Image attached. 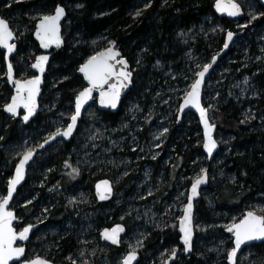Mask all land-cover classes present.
Here are the masks:
<instances>
[{
    "label": "trees",
    "instance_id": "obj_1",
    "mask_svg": "<svg viewBox=\"0 0 264 264\" xmlns=\"http://www.w3.org/2000/svg\"><path fill=\"white\" fill-rule=\"evenodd\" d=\"M214 1L0 0V17L8 21L11 29H17L15 55L21 49L25 53L24 73L20 75L13 68L18 79L33 75L30 65L40 53L32 38L35 22L52 13L58 4L66 10L62 23L64 45L51 51L39 110L29 123L23 124L19 118L5 115L3 106L12 91L7 82L0 79V196L5 195L12 170L24 149L34 148L57 128L63 130L68 125L74 98L85 86L76 74L77 68L92 55L115 43L133 74L132 85L119 110L116 113L96 110L99 119L94 129L86 132L99 129L111 135L108 130L112 127L117 135L121 123L128 121L123 109L127 101L141 99L143 107L147 106L150 93L146 90L160 85L162 80L186 86L193 83L197 72L221 49L226 30L240 32L239 37L244 40L233 58L226 59L233 53L230 47L219 59L202 91L201 101L205 107L206 83L218 70L223 72L216 80L221 92L212 113L215 135L227 138L228 143L219 145L212 161L207 162L201 151V136L196 143L190 131L182 135V130L177 129L182 122L176 124L177 111L172 113L173 124L168 132L171 150L164 148L163 154L149 161L152 150L146 144L130 142L132 135L128 132L117 135L121 136L118 140L113 134V142L96 138L86 146L83 140L82 145L76 136L84 114L69 142H62L54 151L47 154L46 151V155L40 154L34 159L36 166L30 164L24 184L12 201L13 205L18 200L26 202L12 209L17 218L16 228L37 224L26 247V259L40 256L53 264H100L96 257L86 256L89 263H84L82 256H78L79 242L88 237L100 246L109 264H118L121 256L128 252L123 240L139 228L142 239L135 251L139 255L137 264H163L173 250H177L178 255L172 264H227L232 240L224 232L226 226L239 221L247 211L264 216V46L259 48V44H254L257 32L264 26V10L256 0H245L252 2L259 15L242 30H235L231 21L215 17ZM137 12L141 14L137 16ZM167 68L175 75L171 79L164 76ZM4 69L0 52V70L4 72ZM180 74L187 77L184 82ZM181 99L175 103L177 108ZM58 113L57 123L52 122ZM147 124L142 123L133 134L139 143L147 138ZM198 128L197 124L196 131ZM24 139L26 146L18 148ZM12 148H16L15 151L8 154ZM167 153L171 154L170 160L159 169ZM216 158L219 163L213 164ZM147 161L156 180L148 194L144 186L136 188L134 183L136 179L142 180L140 172ZM200 161L204 168L198 167ZM202 169L208 174V185L194 205V240L192 253L186 257L181 253L176 225L191 178ZM159 171L162 181L158 183ZM178 176L183 180L177 183ZM99 179L113 183L114 194L107 202H97L93 194V184ZM178 190L176 210L172 206L170 212L165 211L167 222L161 228L155 227V215L164 211L167 198L175 197L173 192ZM117 191L121 192V197L115 196ZM70 195L78 196V200L70 203V199H65ZM80 200L87 203L81 204ZM37 212H42L39 218ZM115 224L125 229L117 247L99 238L103 228ZM249 248L254 264H264V243Z\"/></svg>",
    "mask_w": 264,
    "mask_h": 264
},
{
    "label": "snow or ice",
    "instance_id": "obj_2",
    "mask_svg": "<svg viewBox=\"0 0 264 264\" xmlns=\"http://www.w3.org/2000/svg\"><path fill=\"white\" fill-rule=\"evenodd\" d=\"M216 10L218 12H226L228 16L240 15V7L234 3L233 0H216ZM141 13L137 12L139 16ZM64 16V9L57 7L55 9V15H44L39 19V23L36 25L35 36L40 42L42 48H48L52 44L60 45L59 37V21ZM252 19H256L253 15ZM243 27H246L244 25ZM13 39V33L9 29L8 23L4 19H0V48L7 50L11 54L15 50V45L10 44L9 41ZM233 39V33L228 32L224 43V47L227 48L229 42ZM119 52L114 51V46L108 48L104 52H100L92 56L79 70L83 73L85 80H87L89 87L85 88L76 97L75 113L71 115V123L63 131L57 129V131L50 137L55 139L56 136H63L65 138L71 136L73 129L76 126L78 117L81 115V109L84 104L92 97L93 90L100 92V103L105 107H116L117 100L119 98L120 89L126 87V82L130 80L131 73L123 69L127 68V63L123 59L116 61L123 66V69L119 72L115 71V65L111 61L115 60L119 56ZM7 59V56L5 57ZM47 56L36 57V62L32 65L33 68L43 73L44 65L47 62ZM215 60V58H214ZM211 65H206L203 71L198 73V79L191 86L192 90L189 92L184 100V104L181 105V109L191 104L200 114L201 123L204 127V149L211 156L213 150L216 148V142L212 137V131L214 125L210 124L206 110L200 105V87L203 82L205 73L208 71ZM8 81L15 85L16 94L12 97L11 103L6 105L5 111L11 113L13 116L17 114L18 108H23L26 114L23 116L25 122L35 113L36 110V96L39 93V85L41 83L40 77L37 76L34 79L20 81L13 80V67L8 64ZM115 79L116 83H109V81ZM108 85V91H104V86ZM48 141L46 140L45 143ZM33 153L28 152L23 159L20 160L16 167L15 177L8 182L7 195L0 198V264H9L13 259L19 260L24 255V248L14 247V243L17 240H26L30 227H24L22 231L17 233L12 226V222L15 219L13 212L8 211L9 201L13 197V193L16 190V186L23 180L25 174V165L32 158ZM206 177L201 175L197 177L191 189V195L188 196V204L184 209V216L180 220V232L182 235V242L185 246V251L190 250L192 239V220L191 209L193 197L197 194L199 185L205 182ZM105 191L110 189L107 187V181L103 182ZM98 195L100 199H106V195L100 193V185L97 186ZM227 232L231 233L235 238V247L228 253L229 264H234V258L237 251L247 241L264 240V216H258L254 212L249 211L245 217L239 223H232L226 226ZM123 231L122 228H113L111 232L105 231L102 235L106 240H110L113 244L118 243V233ZM175 256V250L172 253ZM136 259L135 252L129 253L125 257L123 264H132ZM27 264H47V261L42 259H34L27 262Z\"/></svg>",
    "mask_w": 264,
    "mask_h": 264
},
{
    "label": "rangeland",
    "instance_id": "obj_3",
    "mask_svg": "<svg viewBox=\"0 0 264 264\" xmlns=\"http://www.w3.org/2000/svg\"><path fill=\"white\" fill-rule=\"evenodd\" d=\"M234 1L238 2L242 6V8L244 10V17L238 21H231V22L234 23L235 30H242L244 28L243 27L244 25L247 26L248 24H250L254 20L251 18L253 15L255 17H258L259 14L255 12L252 2H250V1L246 2L245 0H234ZM12 31L16 35L17 29L12 28ZM226 31H230V30H226ZM243 41L244 40L242 38H240L239 36L236 37V39L233 41L232 46H231V48L233 49V53L231 56L226 57L227 60L234 57V54L242 46ZM254 44H259V48L264 46V26L257 32V35L255 36ZM24 55H25L24 50L21 49L15 55V59L11 63L13 68L20 75H22L24 73V70L27 67V63H26V60L24 59ZM157 65L161 66V68L163 67L162 63H158ZM222 73H223L222 71L218 70L216 72V74L213 75L212 78H210L209 81L206 83L205 90H204L205 109L208 112V117L212 123L214 122V117H213L212 111L214 110V108L216 106L215 101L218 100L217 98L221 92V90H219V86L216 85V83H217L216 80L219 78V76L222 75ZM173 74L174 73L171 71V69L167 68L165 70L164 76L170 77V79H171L175 76ZM179 78L182 80V82H184L187 77H185L183 74H180ZM0 79H4V81H6L5 69H4V72L0 70ZM191 84L186 86V85H182L181 83H177V82L171 83L168 80L167 81L162 80V83L160 85L155 86L154 88L150 87L149 89L146 90V91H148V93H150V100H149V103L147 106L143 107V104H142L143 101L141 99H134V100L127 101V103L123 109L127 115L128 121L121 123V126L119 127V129L116 130L117 135H119V134L125 135L124 133L128 132L129 134L132 135V138H130V142L135 141L137 144H141L140 146H143V145L145 146V144H146V146L152 150V154H150L151 157L148 158V161L151 160L153 157L158 156L159 154H163L164 148H169V150H171V145H170L171 141H169V139H168V132L171 129V125L173 124L172 119H171L172 113H175V111H177V107L175 106V103H176L177 99H181L187 94ZM96 110L97 109H96L95 103H92V105L84 112V116H83V119H82L81 124L79 126L80 127L79 131H78L77 136H76L79 139L78 142H81L82 145L84 144L82 142L83 140H86V142L84 144L86 146L91 141H95L96 138H103V141L111 140V137L113 136V134H115L114 128H112V127L108 130V131H111L110 132L111 135H108V132L105 133L106 130H99V129H95L94 132L86 134V132L88 130L94 129L95 123H97V121L99 119L96 112H95ZM59 115H60V113L55 114V116L52 118L51 121L57 123L56 120L60 117ZM149 118H151V119H149ZM145 121L148 122V124H147V138L142 143H139V142H137L138 138L133 136V134H134V132H137L140 129V126ZM174 122H175V120H174ZM197 124L198 123H197L196 117L192 113H188L182 119L180 126L179 127L177 126V129L182 130L181 131L182 135H185V134L188 135V131H190L192 139H196V143H199V141H197V139H199V136H201V132H200L199 128H198V131H196V125ZM189 126H190V128H189ZM187 128H189L190 130H186ZM57 129H59V128H57ZM57 129L55 131H57ZM48 134H50V133H48ZM117 135L115 136V137H117L116 140H118L121 137V136L118 137ZM215 138H216L217 142L219 143V145H221V146H226L228 143L227 138H224L223 136H216L215 135ZM111 142H113V140H111ZM61 143H62V141H57L56 143H54L53 145L48 147L45 151L39 153L37 156H39L40 154L46 155L48 152L54 151L55 149H57L61 145ZM200 143H201V139H200ZM21 145L26 146V140L25 139L22 140L21 142H19L18 148H21ZM15 149L12 148L8 154H13ZM103 149L104 148H101V150H103ZM28 150H31V149L29 147L24 149L25 152ZM45 152H46V154H45ZM224 153L225 152H223L222 155ZM170 157H171V154L167 153L166 156H164L161 159V164L159 166V169H161L163 167V165L164 166L167 165V163L170 160ZM39 160L40 161L43 160V157L41 156L39 158ZM202 160L203 159H201V161ZM148 161H147V163H145L143 165L144 168L140 172L142 177H143L142 180L140 178V179H136L134 182L136 185V188L144 186L147 194L152 192L153 185H155V183H156L155 178L152 176V173H153L152 167L150 164H148ZM201 161L198 163V167L204 168ZM163 163H165V164H163ZM218 163L219 162L217 161V158H216V160L213 162V164H218ZM31 165L33 167H35L36 161L32 162ZM119 165H121L120 162L118 163V166ZM33 167H31L29 169V171L32 172ZM203 171L204 170L202 169L201 172H203ZM31 172H29V173L31 174ZM201 172L198 175L193 176L191 178V181H193L195 178H197L201 174ZM160 174H162L161 171H159V174H157V182L158 183L162 181V177L160 176ZM190 176H192V175H190ZM190 176H188L186 178H189ZM182 180H183V178L182 177L180 178L178 176L177 183L181 182ZM179 185H182V184H179ZM178 192H179V190L175 193L173 192V194H175V197L172 196V197L167 198L165 204L163 205L164 211L161 213L158 212V214L155 215V217L153 219L155 227L161 228L162 225H164L167 222V217H165V219H164V216L166 215L164 213H166L165 211L170 212L172 209V206L174 207V206H176V204H178V203H175V201H177V202L179 201V198L176 199ZM173 194H171V195H173ZM80 195L83 197V193H80ZM120 195H121V192L117 191L115 193L116 197H119ZM3 196H5V195H3ZM3 196H0V198H3ZM77 197L76 198H75V196L71 197V195H70V196H66L65 199H70L69 202L74 203V202H76ZM79 202L81 204L87 203L86 200L85 201L80 200ZM24 203H26V202L23 201V203H22V201L18 200L17 202H15L14 205L12 204L10 206V209H16L17 207H21L22 205H24ZM117 204H118V201H115V205H117ZM174 210H176L175 207H174ZM41 213L42 212H37L38 218L40 217ZM168 218L171 219L170 214L168 215ZM136 228H137V226H136ZM17 229H21V226L17 227ZM195 230H197V225H195ZM141 237H142V231L139 228L135 229L131 233H129V237H127V239L123 240V242L125 243V247H126L127 251H136L140 247V243H141V239H142ZM79 245H80V248L78 249V256L79 257L82 256V261L84 263H89L86 256H90V257H96L98 259V261L100 262V264H109V262L107 261V258L103 256L102 249L100 248V246L95 244L90 238H88V237L83 238L79 242ZM121 258H122V256H121ZM121 258L118 261L119 263L121 261ZM237 261H238L237 262L238 264H254V256H253L252 252L250 251L249 247H247L246 249L243 250V252L238 256ZM76 263H79V262H76Z\"/></svg>",
    "mask_w": 264,
    "mask_h": 264
},
{
    "label": "water",
    "instance_id": "obj_4",
    "mask_svg": "<svg viewBox=\"0 0 264 264\" xmlns=\"http://www.w3.org/2000/svg\"><path fill=\"white\" fill-rule=\"evenodd\" d=\"M256 1H257V3L262 7V9L264 10V0H256ZM233 2L236 3V4H238V6L240 7V10H241L240 15H238V16H234V17H233V16H228V15L226 14V12H218V11L216 10V0L213 2V5H212V12H213V14H214L217 18L225 19V20H227V21H238V20L242 19V18L244 17V10H243L242 6H241L238 2H236V1H234V0H233ZM57 7H62V8L64 9V16H63V17L60 19V21H59V37H60V45L57 46L56 44H52V45H51L50 47H48V48H42V47L40 46V42L36 39L35 32H36V25L39 23V19H40L42 16H41V17L35 22L34 30H33V32H32V38H33V40L36 42V44L38 45V48H39V50H40V53H39L38 55H36V57H38V56H47V57H48V60H47V62H46L45 65H44V71H43V73L39 72L37 69H35V68L32 67V65L36 62V57L34 58V60L32 61L31 65H30V69H31V71L33 72V75H32V76H30V77H28V78H25V79H18V78L15 77V73H14V70H13V80L26 81V80L34 79V78L37 77V76H39V77H40V80H41V83H40V85H39V93H38V95L36 96V110H35V113L29 118V120H28L27 122H25L24 119H23V116L26 114V112H25V110H24L22 107L17 109V114H16L15 116H13L11 113L5 111V107H6V105H8V104L11 103L12 97L16 94V92H15V85H14L13 83H10V82L8 81V76H7V72H8V64H9V63L11 64L10 59H11V57H13V56L15 55V53H16V49H17V43H16L17 39H16V36H15V33L12 31V29L10 28V26H9V29H10V31H12V33H13V39H11V40L9 41V43H10V44H14V45L16 46V47H15V50H14L11 54H9V53L7 52L6 49H4V48H0V52L3 53V63H4V68H5V79H6V82H7V84L9 85V87L11 88V91H12V94H11V96H10V98H9L8 103L5 104V105L3 106V111H4V113H5V115H6L7 117H9V118H19V119L22 121L23 124H27V123H29V122L35 117L36 113H37L38 110H39V99H40V96H41V93H42V87H43V84H44V75H45V73H46V71H47V67H48V65H49L51 51L59 50V49H61V48L63 47V45H64V40H63V36H62V23H63V21L66 19V10H65V8H64L62 5H59V4H58V5H56V7H55L54 10L52 11V13L47 14V15H55V9H56ZM0 19H3V18L0 17ZM4 20H5V19H4ZM5 21L8 23L7 20H5ZM8 25H9V23H8ZM228 32H232V33H233V39H232V41L229 42L228 47L225 48V47H224V43H225V40H226V37H227V33H228ZM239 35H240V32L226 31V32L224 33L223 45H222L221 49H220V50L218 51V53H217L215 56H213V57L210 59V61L206 64V65H211V67L208 68V71L205 73V76H204V78H203V82H202L201 87H200V105H201V107L204 108V109H205V107H204L203 104H202L201 98H202V91H203V88H204V85H205V81H206L208 75H209V74L212 72V70L214 69V67H215V65L217 64V62L219 61V59L227 53V51L229 50V48L232 46L233 41H234V40L236 39V37H238ZM113 46H114V51H117V52H119V54H120L119 56L116 57L115 60L111 61V63H113V64L115 65V71H116V72H119V71H121V70L123 69V66L116 62V61H118V60L123 59V60L126 61V63H127V68H126V69H123V70L128 71V72L131 73L130 80L126 82V85H127V86H126V87H123V88L120 89V94H119V98H118L117 103H116V107H115V108H112V107H105V106H102L101 103H100V92H99L98 90H93V92H92V97H91V98H90V99L84 104V106H83L82 109H81V115H80V116L78 117V119H77L76 126H75V128L73 129L71 136H69V137H67V138H65V137H63V136H56L55 139H50V137H51L55 132L52 133V134H50V135H48V136H46V137H45V138H44V139H43V140H42L37 146H35L33 149L28 150V151H26L25 153H23V154L18 158V160H17V162H16V164H15L13 170H12L11 178H10L9 180H11V179H13V178L15 177V174H16V167H17V165L19 164L20 160L23 159V157L25 156V154L28 153V152H32V153H33L32 158H31V159L28 161V163L25 165V174H24V178H23V180H22V181L16 186V190L14 191V193H13V197H12V199L9 201V205H8V208H7L8 211L13 212V214H14L15 219H14L13 222H12V226H13V229H14L17 233H19L20 231H22L24 227L31 226V227H30V231H29V233H28V238H27L26 240H23V241H21V240H17V241L14 243V245H13L14 247H22V248H24V255L21 256L19 260L13 259L12 261L9 262V264H27L28 261H30V260H34V259H42V260L47 261V264H53L51 261H49V260H47V259H45V258H43V257H40V256H35V257H32V258L27 259V260L25 259L26 244L28 243V241H29V239H30V236H31V234H32V231L37 227V224H27V225L21 227V229H16V228L14 227V225H15V223H16V221H17V218H16V215H15V212H14L12 209H10V206H11V204H12L13 199L15 198V196H16V194H17V191H18V190L22 187V185L24 184L25 177H26V173H27V171H28V167H29V165L34 161L35 157H36L39 153L45 151L48 147H50L51 145H53V144L56 143L57 141L69 142V141L72 139V137L74 136L75 132H76V128H77L78 122L81 120V118H82L84 112H85V111H86V110L92 105V103H95V105H96V109H97L98 111H109L110 113H116V112L119 110L123 97L125 96V94L127 93V91L130 89V87H131V85H132L133 74H132V72H131V70H130V66H129L127 60H126L124 57L121 56V53H120V51L117 49L115 43H111L107 48H105L104 50H102V51H100V52H104L105 50H107L108 48L113 47ZM100 52H98V53H100ZM98 53H96V54H98ZM96 54H94V55H96ZM94 55H92V56H94ZM6 56H7V59H5ZM92 56H91V57H92ZM91 57H89L87 60H85L83 63H81V64L79 65V67L77 68V71H76V74L82 79V81H83V83H84L85 86H84V88H83L81 91H79V92L77 93V95H76L75 98H74V101H73V113H72V115L75 113V102H76V97H77V96L79 95V93L82 92L85 88L89 87L87 80H85L83 73H81L79 69H80V68H81V67H82V66H83V65H84V64H85V63H86ZM214 58H215V60H214ZM11 65H12V64H11ZM206 65H204V66H203V67L197 72V74H196V76H195V79H194L193 83L191 84V86H192V85L195 83V81L199 78V77H198V73H199L200 71H203V69H204V67H205ZM12 67H13V66H12ZM109 83H110V84H111V83H116V80L113 79V80L109 81ZM191 86L189 87V90H188L187 94H188L189 92H191V90H192V87H191ZM104 91H108V85H105V86H104ZM187 94L181 99V101H180V103H179V105H178L177 113H176V124H179V123L181 122V120H182V117L185 116L187 113H192V114L196 117V119H197V123H198V126H199V129H200V132H201V151H202L203 155L205 156L207 162H210V161H212V159L214 158L215 154L218 152V149H219V144H218V142H217V140H216V138H215V134H216V126H215L214 123H212V122L209 120L208 112L206 111V116H207V119H208L209 123L212 124V125H214V127H213V131H212V137H213V139H214L215 142H216V148L213 150V152H212V154H211V156H210V155L205 151V149H204V127H203V124L201 123V118H200V114H199V112H198V111H197V110H196L191 104H189L188 106H186V107H184L183 109H181V105L184 104V100H185ZM205 110H206V109H205ZM69 123H71L70 118H69V122H68V124H69ZM67 126H68V125H67ZM67 126H66V128H67ZM66 128H64L63 130H65ZM63 130H61V131H63ZM46 140L48 141L47 143H45ZM201 175H204V176L206 177V179H205V182H204L203 184L199 185V187H198V189H197V194L193 197V200H192V209H191L192 239H191V246H190V250H189V251H185V246H184V244H183V242H182V235H183V234L180 232V220H181V219L183 218V216H184V209L186 208V206H187V204H188V196L191 195L192 184H193V182H194V180H195L196 178L190 183V185H189V187H188V189H187L186 202H185V205H184L183 208H182L181 215H180L179 219L177 220V225H176V233H177V235H178V243H179V245H180V247H181V252H182V254H183L184 256H186V257L189 256V255L192 253V244H193V240H194V205H195L196 201L199 199L201 191H202L203 189H205V188L207 187V185H208V174H207V172L204 171V172L201 173L199 176H201ZM199 176H198V177H199ZM105 181H107V187L110 189V191H108V192L105 191V186H104V183H103V182H105ZM8 182H9V181H8ZM98 185H100V193L106 195V197H107L106 199H100V196L98 195V189H97V186H98ZM7 191H8V183H7V187H6V193H5V196L7 195ZM93 193H94V196H95L97 202H99V203L107 202V201L111 200V198L113 197V194H114L113 183H112L109 179H99V180H97V181L93 184ZM5 196H4V197H5ZM248 212H249V211L245 212L244 215H243V217H242L239 221H237V222H235V223H239V222L245 217V215H246ZM251 212H252V211H251ZM255 214H256V213H255ZM256 215H258V214H256ZM258 216H261V215H258ZM117 227L122 228L123 231H121V232L118 233V243L113 244L110 240H106V239L103 237L102 234H103L106 230L109 231V232H111V230H112L113 228H117ZM225 229H226V228H225ZM225 229H224V232L227 233V234L229 235V237L231 238V240H232V249H233V248L235 247V242H234V241H235V238H234V236H233L231 233L227 232ZM124 232H125V229H124V227H123L122 225H120V224H115V225H113V226H111V227H109V228H103V229L99 232V238H100L101 242L106 243V244L111 245V246H115V247H117V246L119 245V243H120L121 237L123 236ZM260 243H264V240H253V241H247V242H245L243 245H241L240 249L237 251L236 257L234 258V264H237L238 256L242 253V251H243L244 249H246L247 247H249V246H251V245H258V244H260ZM232 249H231V250H232ZM231 250H230V251H231ZM230 251H229V252H230ZM131 252H133V251H128V252H126V253L122 256L121 261H120L119 264H123V261H124L125 257H127V256L129 255V253H131ZM134 252H135V251H134ZM229 252H228V253H229ZM172 253H173V252H172ZM172 253L167 257V259L164 261L163 264H172V263L174 262V260H175V258H176V256H177V254H178V251L175 250V256H173ZM135 254H136V259L132 262V264H137V262H138V260H139V255H138V253L135 252ZM226 263L229 264V261H228V254H227V258H226Z\"/></svg>",
    "mask_w": 264,
    "mask_h": 264
},
{
    "label": "flooded vegetation",
    "instance_id": "obj_5",
    "mask_svg": "<svg viewBox=\"0 0 264 264\" xmlns=\"http://www.w3.org/2000/svg\"><path fill=\"white\" fill-rule=\"evenodd\" d=\"M93 194H94V193H93ZM15 225H16V223H15ZM15 225H14V227H15ZM15 228H16V227H15ZM16 229H17V228H16ZM33 231H34V230H33ZM33 231H32V232H33ZM31 235H32V234H31ZM30 238H31V236H30ZM29 241H30V239H29ZM29 241H28V243H29ZM120 242H121V240H120ZM28 243H27V244H28ZM27 244H26V247H27ZM110 246H111V245H110ZM249 247H250V246H249ZM242 252H243V251H242ZM181 253H182V252H181ZM177 255H178V254H177ZM25 259H26V258H25ZM28 259H30V258H28ZM26 260H27V259H26Z\"/></svg>",
    "mask_w": 264,
    "mask_h": 264
}]
</instances>
